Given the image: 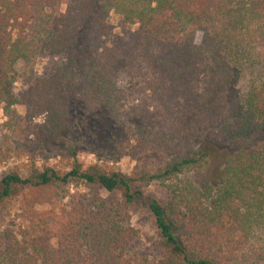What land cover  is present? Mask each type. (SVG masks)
I'll return each mask as SVG.
<instances>
[{"label":"trees","instance_id":"1","mask_svg":"<svg viewBox=\"0 0 264 264\" xmlns=\"http://www.w3.org/2000/svg\"><path fill=\"white\" fill-rule=\"evenodd\" d=\"M61 4L0 0V162L22 133L39 149L130 155L141 168L81 171L74 160L63 174L2 176L0 205L73 181L120 195L76 197L58 213L26 206L0 235V264H264V144L245 147L264 134V0ZM153 182L163 204L144 197ZM136 205L165 250L158 262L130 254Z\"/></svg>","mask_w":264,"mask_h":264},{"label":"rangeland","instance_id":"2","mask_svg":"<svg viewBox=\"0 0 264 264\" xmlns=\"http://www.w3.org/2000/svg\"><path fill=\"white\" fill-rule=\"evenodd\" d=\"M66 0H62L60 10L65 9ZM199 41V38H197ZM37 71L41 72V65L37 67ZM244 85L243 83L241 84ZM240 85V86H241ZM20 85L15 86V93L20 90ZM18 115L22 117L25 109L21 105L15 107ZM4 117L0 111V124L4 122ZM0 132L2 130L0 129ZM4 134V131L2 132ZM1 139V138H0ZM3 141V139H2ZM0 141V144L1 142ZM38 141L29 135L10 134L7 139L6 146L11 147L10 156L0 162V179L9 172L21 173L27 175V170L31 167L43 169L50 167L59 174L68 172L73 165V161H77L81 171L96 170L104 173L119 172L127 176L134 175L135 171L140 170V165L130 156L124 155L120 158L111 160L98 159L92 152L80 150L76 154V159L67 154L66 150L59 147L57 143L49 144L47 147H37ZM264 144V134L253 138L246 142V153L259 149ZM5 148V145L3 146ZM147 165L148 169H152L153 165ZM221 164L215 161L208 171V176L215 173L217 167ZM165 185L153 182L143 188L145 199H156L160 203L166 200ZM98 195L102 198L119 197V192L108 194L103 190L84 184L82 182H71L69 187L55 185L39 192L26 191L21 196H17L11 201L0 205V235L7 229H15L19 224L18 216L26 206L36 210L38 213H58L68 208L74 198L89 200ZM126 211L130 216V223L137 231L138 237L134 242L130 254L138 256L144 261L158 262L165 256V250L159 240L158 232L155 228L153 220L143 205L129 206Z\"/></svg>","mask_w":264,"mask_h":264}]
</instances>
